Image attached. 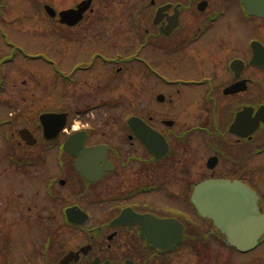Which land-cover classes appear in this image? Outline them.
<instances>
[{
	"label": "flooded vegetation",
	"instance_id": "af4514ba",
	"mask_svg": "<svg viewBox=\"0 0 264 264\" xmlns=\"http://www.w3.org/2000/svg\"><path fill=\"white\" fill-rule=\"evenodd\" d=\"M123 80L143 82L127 113ZM7 87L0 264H264V229L240 250L196 205L228 181L264 216V0H0ZM77 133L98 151H64Z\"/></svg>",
	"mask_w": 264,
	"mask_h": 264
},
{
	"label": "water",
	"instance_id": "95a60500",
	"mask_svg": "<svg viewBox=\"0 0 264 264\" xmlns=\"http://www.w3.org/2000/svg\"><path fill=\"white\" fill-rule=\"evenodd\" d=\"M136 135L141 137V129L139 122L135 119L130 120ZM79 146V147H78ZM97 152L98 147L85 148L83 140L78 141L77 137H71L65 144L64 149L68 152ZM166 148V144H165ZM152 152H157L156 146L151 147ZM200 195L206 196L205 191H209L211 195L210 203H197L198 209L207 216L213 218L215 224L225 229L228 240L231 244L238 247L249 248L253 246L264 229V216L253 217V205L251 202L243 201L241 203H230L233 187L227 181H209L200 187ZM238 191L240 189L238 188ZM243 197H249L243 190ZM250 207V210H248ZM260 221V222H259ZM259 227L257 229V224Z\"/></svg>",
	"mask_w": 264,
	"mask_h": 264
},
{
	"label": "rangeland",
	"instance_id": "374dc122",
	"mask_svg": "<svg viewBox=\"0 0 264 264\" xmlns=\"http://www.w3.org/2000/svg\"><path fill=\"white\" fill-rule=\"evenodd\" d=\"M226 7L228 8V11L226 14L228 16L230 14V10L232 11V8L231 7L229 8L228 5H226ZM240 25L241 26H240L239 34H240V37H242L245 41L247 40L248 37H251L255 34L251 25L247 23L245 20H243ZM31 52L36 53L35 51H32V50ZM157 64L159 67L163 66V68L165 69V71H163V74L167 77L169 76L170 77H179V76L191 77L194 73L193 69L190 66L179 63L178 59L176 60L173 59L172 62H169V61L164 62V58L162 57L161 59L157 60ZM128 83L129 82L127 80L126 81L123 80V84L127 86L124 88V90H116L115 95H114L115 100H116V105H115L116 110H119L120 108L125 110V112H121V113H127L126 109L132 108L134 110L135 107L138 108V105L136 104H138L141 99L143 100V82L141 83L137 82L135 86L131 85V87L128 85ZM12 93L13 91L9 87L5 88L4 91L0 89V122L2 118L6 116L8 110L9 111L14 110V109L8 108L9 105L6 101V98H10L11 96H13ZM51 101L56 102L55 100H53L52 97H51ZM52 105L54 106L55 103H53ZM4 129H6L5 126L0 127V143L1 142L2 144L5 143L4 147H1L2 149L10 147V146L6 147V142L4 140L5 136H3ZM9 143L14 144V141L10 140Z\"/></svg>",
	"mask_w": 264,
	"mask_h": 264
}]
</instances>
